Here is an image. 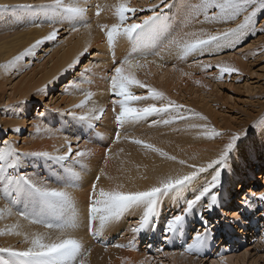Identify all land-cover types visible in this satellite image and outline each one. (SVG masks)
<instances>
[{"label":"snow or ice","instance_id":"obj_1","mask_svg":"<svg viewBox=\"0 0 264 264\" xmlns=\"http://www.w3.org/2000/svg\"><path fill=\"white\" fill-rule=\"evenodd\" d=\"M16 7L31 28L47 27L49 31L0 65L10 75H22L21 68L27 71L25 65L35 59L42 46H60L81 33H86L88 39L65 69L78 72L79 78L70 80L63 94L81 98L59 113L66 118L63 124L67 127L61 129L64 134L56 137L55 125L46 118L49 110L38 112L33 124L34 138H59L63 143L52 145L51 151L28 150L19 141L0 139V222L13 220L0 228V237L22 239L20 247H0V264H91V248L75 235L80 229L103 243L105 251L109 247L138 251L134 240L127 245L101 240L106 228L129 218L128 230L134 237L158 231V239L165 244L184 240L181 256L199 259L207 255L215 241V225L204 211L222 208V176L230 167V157L241 136L217 130L207 116L170 99L142 79L141 73L149 77L150 66L165 68L168 57L180 61L191 58L189 68L208 75L216 73L218 80L239 75V69L225 61L223 54L237 50L245 34H264V25L254 22L258 12L264 11V0H149L147 4L134 0H39ZM230 24L235 27L226 26ZM94 31L100 34L104 53L90 51ZM101 55H107L110 68L99 60H88L87 64L82 60ZM171 70L192 77L191 72L178 69L175 63ZM97 81L105 86L103 90H92ZM37 94L46 95V90L40 89ZM98 96H106L107 105L99 103ZM109 110L114 125L112 136L103 146L102 166L98 162L92 171L95 149L82 147L80 139L83 130H94ZM252 127L264 130V120ZM141 128L167 129L160 134H184L197 142L223 143L207 161L197 163L199 153L187 158L170 154L155 142L154 136L135 134ZM20 131L12 129L13 134ZM91 142L85 141V145ZM125 142L136 146L143 156L159 157L173 167L166 171L154 167V176L150 177L147 166L141 172L137 165L135 179L152 180L144 187L138 186L131 175L109 174L110 161L125 151L121 147L114 153L113 145ZM123 163L117 169L119 173L124 171ZM85 174L92 179L80 201L77 194L84 191L80 180ZM102 181H108V186ZM253 198L264 202V192L246 196L244 204L252 207ZM165 205H171L167 215ZM193 215L198 217L200 228L189 219ZM220 219L222 226L238 227L243 223L240 215L232 221ZM158 251L165 256L176 255ZM153 259L146 256L139 264H151ZM124 264L133 262L127 259ZM211 264L218 262L213 260Z\"/></svg>","mask_w":264,"mask_h":264},{"label":"rangeland","instance_id":"obj_2","mask_svg":"<svg viewBox=\"0 0 264 264\" xmlns=\"http://www.w3.org/2000/svg\"><path fill=\"white\" fill-rule=\"evenodd\" d=\"M148 2L149 0H134V3L137 4H147ZM33 3H37L36 0H34ZM4 21V19H0V32H4L7 30V27H10V23H5ZM239 22V20L236 21V23ZM254 22L257 26L264 25V11L258 12L257 16L254 18ZM226 26L235 27V24ZM74 39L75 37L72 36L65 43L71 41L74 42L76 40ZM65 43H62L60 46H55L52 43H49L47 47L42 46V50L39 51L35 59L29 60L25 65L28 70L25 71L21 68L22 75L20 76H16L15 74L10 75L2 69L3 73L0 74V139L7 138L11 141L14 140L15 134L12 132V129L14 128L8 127L5 123L9 119L11 108L15 107L20 102V97L17 94L18 89L21 86L29 84L31 81H37L40 77L39 72L44 68L43 66L48 68L51 65V58H53L56 53L62 52V47ZM98 44L97 48L96 43L90 51H100L104 53L106 51L105 46L101 42ZM258 50L261 51L258 52ZM117 52V55L119 56L120 50ZM239 56L241 57L239 58ZM13 57H11V59ZM95 58H98L99 61L103 64L105 63V65H108L110 68V61L107 59V55L92 56L88 57V59L82 58V60L85 64H87L88 60H95ZM223 59L229 63L234 62V65L235 60L242 61L244 66L239 69V75L233 74L232 77L226 76L223 80H218L215 78L216 75H218L216 73L208 75L202 73L197 68H189L188 65L192 63L191 58L187 61H180L175 58L170 59L166 57V61H168V63L165 68L157 69L155 66H150L149 70L152 75L144 77L143 73H141V78L147 79L148 82L158 90H164L165 94L170 99L176 101L177 103L184 104L187 108L194 109L196 112L207 116L209 121H211L212 125H214L217 130L224 132L226 135L233 133L240 134L241 140L237 142V147L232 153L235 160H238L240 158V143L243 138L248 137L246 142H250L251 136L254 137L257 130L261 128L252 126L259 125L260 121L264 120V34L259 32L256 36L245 34L241 38L239 48L234 52L224 53ZM173 63L177 65L178 69H181L184 72L189 70V72L192 73V77L189 78L187 76H182L180 71L173 72L171 70V65ZM0 65H4V62H0ZM174 77L177 79L179 78V80H176L172 85L171 81ZM66 78L67 83L70 80L77 79L79 78L78 72L69 71V74H66L64 79ZM54 80H58V78L55 77ZM196 81H199V83H196ZM54 82H52L49 86L53 85ZM99 84L102 83L97 81L95 85L98 86ZM58 85L59 84H56L53 88L47 90L49 94L45 96L43 102H31V111L33 113L30 117H27V126H29L28 122H30L29 120L31 117L34 119L37 118L38 112H43L44 109L48 107H55V110L53 111V121L49 122V124L55 125L54 131L59 133L56 135L64 134L61 129L62 127H67V125H60V121H63L66 118H62L59 113L63 108L69 107L72 103L78 102L81 97L76 95L75 99H72V97L62 94V90L60 88L64 85L57 90L56 87ZM104 87L105 86H103V88ZM102 101V104L107 105L108 101L106 96L102 97ZM107 114L110 116H107ZM58 117L61 120H59ZM113 127L112 113L109 110L105 117L101 121L97 122V127L94 130H89L87 128L83 130L84 135L80 139L81 146L93 148L95 149V152L101 151L104 145L101 146L100 141L103 142L102 139H108V141L105 140V144L110 142V138L112 136L111 130ZM141 130H148L151 133H159L164 129L156 131L141 128L139 129L140 132L137 130L135 134L141 135L143 133ZM34 131L35 129L33 128L32 132L34 133ZM24 132H26V130ZM30 132L31 130H27L24 134L20 132L17 134L19 138L16 139V141H19V143L23 146V141H26V143L28 141L30 143H34L32 141L36 140L37 142L41 140L34 138ZM90 139L92 142L85 145V141ZM48 140L49 139H42L41 143L45 144V141ZM75 142L76 141L73 140V143ZM128 144L129 143H127V145ZM244 156L241 157V160H239V173L246 176V182L240 183L237 178L238 175L233 173L230 165L229 168L225 169L222 176V187L220 189L219 196L222 208H216L212 212H208L207 210L204 211V215L210 223L215 225V241L212 243L211 248L207 250V255H204L199 259L190 255L181 256L179 255V251L184 243V240L178 238L175 243L165 244L161 239H158V231L155 233L145 231L147 236L152 233L148 239L145 237L138 239L134 238L133 240L135 241L136 248L138 249L137 252L129 251L127 249H113V247H109L108 250L115 252V258L122 259L120 264H124V261L132 258V256H138L139 258H136L135 261L132 260L135 258L130 259L133 264H139V261L143 260L146 256L155 258L152 260L151 264H182L183 261L184 264H190L191 261H194V264H211L213 260L217 261L218 264H264V202L253 198L252 207H247L244 204L246 196L251 197L253 193L258 194L260 192H264V145L261 147H254L250 150L249 148L246 149ZM234 157L230 158L229 164ZM250 160L252 161L251 165L253 166H250ZM230 179H233L235 182L233 184L235 189L233 190ZM170 208H167V206L164 207L165 215L169 213ZM237 215H240L241 220L243 221L240 226H222L221 217L232 221L235 220ZM193 217H195V219H193L192 224L195 225L196 228H200L198 217L195 215H193ZM120 232L121 233L116 234V236L111 237L110 241L107 243L119 242L123 236L124 239H130V231L127 232V229H125V231L120 230ZM92 241L94 242L90 243L91 248L92 246L93 248L94 246H99L96 245V240ZM123 243H126V241ZM158 249H163L164 252L169 253L175 252L176 255L165 256L162 252H159ZM132 252L137 255L134 256ZM127 253L132 254L130 258V255L127 257ZM221 255H223L222 261ZM180 256L182 257L181 259L186 260H182L181 262ZM173 259L176 261L174 260V262Z\"/></svg>","mask_w":264,"mask_h":264},{"label":"bare ground","instance_id":"obj_3","mask_svg":"<svg viewBox=\"0 0 264 264\" xmlns=\"http://www.w3.org/2000/svg\"><path fill=\"white\" fill-rule=\"evenodd\" d=\"M31 2L33 3L34 0H0V9H3V10H0V19H4L5 23H10V27H7L6 31L0 32V62H4V64H6L11 59V57L18 54V52L22 51L24 48L29 46L36 39L42 37L43 35H46L47 32L49 31V29L47 27L40 28V29L31 28L28 25L27 20L24 17V14L21 12L20 9H18L16 7L17 5L31 3ZM36 2H39V0H36ZM109 2H111V0H109ZM93 36L95 37V39L93 40L92 48L96 45V43H97V46H96V48H97L99 45L98 43H100L99 42L100 41V34L96 31H94ZM74 37L76 39V40L74 39L75 40L74 42L71 41V42L65 43L64 46L62 47V52L56 53L54 55V57L51 58V60H50L51 65L48 68H46V66H43L44 68L39 72L40 77L37 79V81H34V82L31 81V82H29V84L21 86L18 89L17 94L20 97V99H19L20 102L15 107L11 108V112H10L11 114L9 116V119L5 123L8 127L19 128L21 130L20 132H22L23 134L26 133L27 130L28 131L31 130L30 134L32 135L33 134L32 129L34 128L33 124L35 121V119L33 117L30 118V120H29L30 122H28L29 126H27V121H28L27 117H30V115H32V113H33L31 111V109H32L31 108V102H37V101L43 102V100L45 99V96L49 94V92H47V90L50 88H53L56 84H59L56 87L57 90L64 85L62 88H60L62 90V94L64 93V88H65V85L67 84V78L66 79H64V78L66 77V74H69V71H65V69H67L69 63H71V61L76 57L78 52L82 49L85 41L88 39V36L86 33L76 34V35H74ZM240 57L241 56H239V58ZM95 60H98V58H95ZM233 63L234 62H232V64ZM235 65L238 69H241V68H243L244 63L240 60H235ZM2 69L3 68L0 67V74L3 73ZM187 72H189V70H187ZM55 77H57L58 80H54ZM59 79H61L62 81ZM176 80H179V78L177 79L174 77L172 79V81H171L172 85ZM57 81H59V82H57ZM52 82H54L53 85L49 86ZM103 86H104L103 84H99L98 86L95 85V86H93L92 90L93 91H99L100 88L102 90ZM40 89H45L46 95H38L37 92ZM177 89H178V87H177ZM68 96L72 97V99H75V97H76L75 94L74 95H68ZM21 97H25V98H21ZM97 101L99 103H103L102 97L98 96ZM13 108L15 111H13ZM40 109H39V111H40ZM46 110H49L48 115L46 117L48 122L53 121V113H54L53 111L55 110V107L45 108L44 111H46ZM109 114H107V116H110ZM108 119H109V117H108ZM59 120H61V119L59 118ZM61 121H60V125L63 124V121L62 122ZM45 126H47V125H45ZM59 127H61V126H59ZM25 130H26V132H24ZM141 131L143 132L142 134L154 136L155 142L159 146H161L165 150L169 151L170 154H176L180 158H187L188 156H191L195 153H199L198 160L196 161L197 163L202 162V161H207V159L210 156L215 154V151H216L217 147L219 146V144L223 143V142L213 143V142H209V141H198L197 142V141H193L190 136L184 135V134L177 135L174 133H169L167 135H161L160 132L159 133H156V132L151 133L148 130H146V131L141 130ZM163 132H168V130L164 129ZM56 134H59V133L55 132V135ZM104 134H107V133H104ZM16 135L17 134H15L14 140H12V141H16V139L19 138V136L18 135L16 136ZM61 135L62 134L56 135V137H59ZM99 135H101V134H99ZM247 139H248V137L243 138L242 142L240 143V145H241V147L239 148L240 158L238 160H235L234 155H231V157H230V158L234 157V159L231 160L230 165L232 167L233 173L238 175L237 178L239 179L240 183H245L247 178L245 175H242L239 173L240 172L239 160H241V157H243L244 153H246V149L249 148V150H250V149H253L254 147L256 148V147H261L264 145V132L261 128H259L257 130L256 134L254 135V137L251 136L250 142H246ZM41 140L37 141V142H36V140L32 141L34 143H30L29 141L26 143V141H23V146H24V148H26L28 150H41V149H43V150L51 151L52 145H56L57 147H59L63 143L62 139H59V138L49 139L48 141H45L46 142L45 144H42ZM102 140H103L104 144L102 141H100L101 146L105 145V142H106L105 140L108 141V139H102ZM24 143H26V144H24ZM121 147L124 148V150H125L124 153L120 154V156L118 158H114L112 161H110L109 167L107 169L108 173L113 175V176L131 175L135 179L138 176V173L136 171L137 165L140 166L141 172H143L145 169V166H147V169H148L147 174L150 177L154 176V173L152 171V169L154 167H156L157 169H163L165 171L168 168L173 167V165H170L169 163L162 161L159 157H155V156L145 157V156H143L142 153L136 148V146H133L131 144L127 145L126 142L122 143V144H118V145H113V152L116 153ZM100 148H102V147H100ZM181 148L185 149V151L181 152L180 151ZM128 153H131V155H128ZM102 155H103V149L101 151H96L95 156L91 158V163L93 166L91 168L92 171H95L94 166L98 162H100L101 166H102ZM122 161L124 162L123 163L124 171L122 173H119L117 171V169L121 167ZM251 163H252V161L250 160L249 164H250V166H253V165H251ZM91 179H92V176L87 175V174H85L81 177L80 183L82 184L84 191L77 194L80 201H83L84 196H85V194L89 188V184H90ZM230 181H231V185L233 186V184L235 183L234 180L230 179ZM151 182H152V180L141 181L139 179H135V183L140 187H144L148 183H151ZM102 184L107 187L108 181H102ZM233 187H232V190L235 189V187L234 188ZM225 199H226V197H225ZM165 206H167V208L171 207V205H165ZM0 207H2V203H0ZM189 219L191 221H193V219H195V217L191 216V217H189ZM129 222H130V218H129V220L123 221L116 226H110L109 228H106L102 237H101V240L104 243H107L110 241L111 237L116 236V234H118V233H121L120 230L125 231V229H127V232H128L129 231L128 230ZM11 223H13V220L2 221V222H0V228H4L6 224L10 225ZM31 230L43 231V229H37V228H32ZM145 233L146 232L141 233L135 237L131 233L129 240L124 239V236H123V238H121V240H119V242H116V243H121L124 240L123 242L126 241V243H123V242L122 243L127 244L129 241H132L134 238L138 239V238L145 237L146 239H148L149 236L154 232H152L151 234L148 233L149 234L148 236ZM75 235L84 241V244L86 247L91 248L90 243L94 242L92 240H95V239H92L91 236L88 235L84 231V229H80L79 231H77L75 233ZM0 239H1V241H0L1 247H4V246L20 247V246H22V239L18 238V237L4 236V237H0ZM96 243L95 244L99 245V246H96V247L94 246V248L92 246V248H91V251H92V255L90 257L91 264H120L122 259L115 258V252L114 251H111V250L105 251L103 243H98V242H96ZM120 252H122V251H120ZM133 252H132V254H134ZM127 254H125V255H127V257L130 255L129 258L132 255L130 253H127ZM135 255H137V254H134V256ZM132 258H135V259H132ZM132 258H130V259L135 261L136 258H138V256H135V257L132 256ZM181 258L182 257L180 256L181 262H182V260H186V259H181ZM174 260L175 259H173V261ZM191 262H190V264H194V261H191ZM182 264H184V261Z\"/></svg>","mask_w":264,"mask_h":264}]
</instances>
